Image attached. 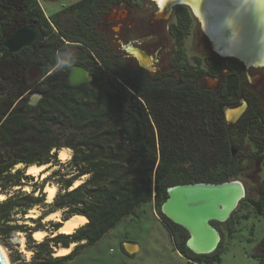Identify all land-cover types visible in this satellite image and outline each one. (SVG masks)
Instances as JSON below:
<instances>
[{
  "label": "trees",
  "instance_id": "1",
  "mask_svg": "<svg viewBox=\"0 0 264 264\" xmlns=\"http://www.w3.org/2000/svg\"><path fill=\"white\" fill-rule=\"evenodd\" d=\"M126 1L131 0H81L47 17L38 0H0V189L27 184V168L50 165L51 170L61 163L59 151L71 149L69 172L59 181L61 192L39 218L63 211L65 221L73 216L88 221L73 234L40 244L31 241V264H68L152 202L187 264L220 263L221 244L212 254H195L187 247V231L162 215L167 191L176 185L233 181L247 158V136L264 151V106L248 79L255 70L212 51L202 55L207 56L205 67L201 60L194 64L175 56L163 72L129 64L121 46L115 52L110 48L103 29L111 9ZM23 25L35 26L40 38L9 57L5 42ZM184 29L181 20L175 49L187 34ZM67 42L77 43V52L70 66L57 69V57L69 53ZM75 65L90 69L93 80L71 86L68 78ZM208 78L219 80L217 88H208ZM34 94L41 95L37 105L30 103ZM245 97L250 98L247 111L236 124H228L224 109ZM19 164L25 168L14 171ZM33 185L41 197H11L0 204L4 235L30 231L26 225L9 224L17 208L25 215L35 206H46L45 184ZM260 186L264 188V181ZM259 195V200H248L262 214L264 190ZM49 223L53 232L62 226ZM73 243L77 246L70 254L54 256L55 247Z\"/></svg>",
  "mask_w": 264,
  "mask_h": 264
},
{
  "label": "rangeland",
  "instance_id": "2",
  "mask_svg": "<svg viewBox=\"0 0 264 264\" xmlns=\"http://www.w3.org/2000/svg\"><path fill=\"white\" fill-rule=\"evenodd\" d=\"M79 1L81 0H38L47 17L55 16L57 13L67 8L69 5L75 4ZM132 4L139 6L140 9H144L145 15H149L151 12H157V8L149 1L133 0ZM120 8L126 10L127 6L123 5ZM149 17H152V15L150 14ZM127 18V13H124L123 17L114 16L112 13L110 17H108L107 21L110 20L112 22H116L117 24H122L124 21H127ZM160 18H164L165 20L163 21ZM152 20H155L157 22L156 25L158 26L157 28H152L153 30H151L150 33L156 32L162 35L169 33L165 30V26L173 23L174 33L172 34V36L174 39L172 41V45L174 44V42L176 43L178 38H180L179 35L175 32L176 26H180V21L185 20L187 31L186 29L184 30L187 34L183 37V42L181 43V45L176 48V52L174 53V55L175 57H180L182 61L183 59H186L188 62L194 64L197 62V60H201L202 67L206 66L207 56H202L205 51L201 50L202 48L204 49L203 46L205 45L206 41L204 40L202 35H199V38H196L199 39L200 44L198 47L194 46V41L196 40L195 32H198V30L200 29L198 22L196 21L188 7H175L174 11L169 13L167 18L159 17V15L156 16V14H154ZM158 22H160V25L158 24ZM127 23L129 24V21H127ZM103 29L104 33L110 34V32L107 31L108 24L104 26ZM115 30L116 32H118V27H116ZM121 33L123 34V31ZM141 35V32L139 33L135 31L133 34L131 33V37L125 38L128 41L132 40V42H130L131 44L135 43V39H140ZM132 36L135 38H132ZM112 45L113 46H111V49L114 50H116L119 46L115 43ZM140 45L141 46L134 44V47L142 48L147 52L152 53L153 50L146 46L145 43ZM164 58L165 57L163 56V59ZM128 60L130 61L129 64L136 66L135 63L131 61V59ZM37 76V74H33V77L37 78ZM249 79L253 82V84H259L260 82H262L260 85H262V88L264 89L263 75L250 72ZM59 130L60 134L62 135L64 133V130ZM261 142H264V140H262ZM244 143L245 146L249 147V151L247 153V158L244 160V167L242 168L241 175L234 178V180L242 182L246 187V197L240 202L238 208L232 214L231 218L227 222L218 223V226L216 227L222 235V241L220 249L221 262L215 264H260V262L256 260L253 254L258 251L259 253H263V248L261 247L260 242L264 240V212L262 214L257 212L256 209L251 205V201H249L248 199L255 198L256 200H259V193L260 191L262 192L264 190V188L260 186L264 181V151H261L259 146L254 145V140H252L248 136L245 138ZM70 151L72 152L73 156V151L71 149ZM70 160L67 162L61 161L60 164L54 166V169H51V173L44 180L42 178L37 179L33 176L27 175L25 171V175L29 176V179L26 181L27 184L25 183L23 186L12 187L8 190L0 189V193L6 195V198L1 201L0 204L9 200L11 197H16V199L25 195L41 197L43 194H41L39 191H34L35 189L33 187V184L36 182L40 185L45 184V187L48 184L57 185L58 193L61 192V185L59 184V181L62 180L61 174H66L69 172ZM24 167L25 166L22 164L20 168L16 167L14 171L19 169L23 170ZM58 171H60V173L58 175H55V172ZM86 179L87 177H84L83 182ZM25 186L30 187V192L24 189ZM43 193L45 195L44 203L46 206H35L41 209L40 216H42L45 211L51 209L52 206V204H48L46 202L45 188L43 190ZM30 210H27L26 214L24 215L22 213V209L19 210L17 208L16 211L12 214V221L9 223L11 226H22L28 224L27 221H30L33 223V225H26L30 228L29 232L26 231V229L13 230L9 235H4L5 233H3L2 231L0 232V243L4 247H6L12 264H31L35 254V249L30 248V243L32 244L31 241H34L36 244L42 243L36 241L33 238V231L36 229V227L42 226V229H47L49 233V236H47V238H51L59 234H65H58L56 232H53L51 228L52 224L49 223L50 220L45 222V217L44 219L26 217ZM60 218H62L61 221H54V223H60L63 225V221H65L63 211H61ZM60 228H62V226L59 227V230ZM7 230V228L3 229V231ZM30 236L31 239H29ZM23 237L25 238L26 249L33 252L30 258H28L26 253H24L22 250L21 239ZM125 240L135 241L138 245H140V251L138 253H135L134 255L126 254L122 248V241ZM84 243L85 242H83L82 244ZM56 251L54 250V253ZM78 257L79 260H77V262L74 264H187V261L184 259V257H182V255H180L176 251L171 234L169 233L164 223L161 221L160 215L155 208L154 202L145 204L138 208L134 214L129 215L122 222H120L96 245L82 250L75 258Z\"/></svg>",
  "mask_w": 264,
  "mask_h": 264
},
{
  "label": "water",
  "instance_id": "3",
  "mask_svg": "<svg viewBox=\"0 0 264 264\" xmlns=\"http://www.w3.org/2000/svg\"><path fill=\"white\" fill-rule=\"evenodd\" d=\"M158 9L159 4L155 0ZM177 6L189 7L198 19L200 27L209 40L213 51L222 58H233L241 62L246 68H264V65L246 63L244 59L236 55L223 56L213 47V43L206 34L200 17L196 14L190 3H177L171 6V11ZM160 13V12H159ZM158 13V15H159ZM40 32L33 25H23L17 28L14 34L5 42V47L9 51V57L19 52L25 47L31 46L39 40ZM129 52L138 58L140 67L143 69L151 68L154 64L153 58L138 48L132 47ZM93 80L91 72L80 65L74 66L69 73V84L73 87L90 83ZM41 95L34 94L30 103L37 105ZM242 105L235 108H227V111H236ZM245 113V111H244ZM243 113V114H244ZM25 168V167H24ZM27 170V169H26ZM25 170V171H26ZM38 176L39 179H46L48 176ZM168 198L161 207V213L173 224L180 226L189 234L187 247L195 254L209 255L214 253L220 246L222 235L213 225L214 222H227L238 208L240 202L246 197V187L242 182L233 180L224 183H193L170 187L167 191ZM28 225V224H26ZM40 230V229H39ZM34 230L33 232H35ZM56 247L54 250L56 251ZM125 250L129 254H134L138 246L127 243ZM54 254V253H53ZM0 264H7V261L0 250Z\"/></svg>",
  "mask_w": 264,
  "mask_h": 264
},
{
  "label": "bare ground",
  "instance_id": "4",
  "mask_svg": "<svg viewBox=\"0 0 264 264\" xmlns=\"http://www.w3.org/2000/svg\"><path fill=\"white\" fill-rule=\"evenodd\" d=\"M164 7L168 3V14L171 6L177 3H190L196 14L200 17L203 28L213 43V47L223 56L236 55L246 61V63H254L264 65V0H155ZM174 3V4H173ZM171 4V6H170ZM173 4V5H172ZM162 12L160 8V13ZM246 106L243 104L236 111H227V119L233 124L236 123L243 115ZM59 159L67 162L72 159V152L63 148L59 151ZM19 164L17 168H20ZM50 165H33L27 168L26 174L37 179L44 173L43 177L48 176L52 170L48 168ZM54 167V166H53ZM54 169V168H53ZM83 179L76 180L74 187L79 186ZM73 187V188H74ZM26 191L30 192V187L25 186ZM57 185L48 184L45 187L46 202L52 204L57 196ZM8 196V195H7ZM6 198V195L0 193V202ZM41 209L39 207L32 208L26 217L39 218ZM61 211L49 214L44 221L48 220L61 221ZM84 216H73L69 220L63 221L62 228L56 233L73 234L77 228L87 224ZM33 225L32 222L27 221ZM24 235V234H22ZM49 236L47 229L36 230L33 238L38 242H43ZM53 236V235H52ZM25 237V236H24ZM21 239L22 250L28 258L33 254L32 251L25 247V238ZM77 243H73L69 248H58L54 256H63L71 252ZM0 250L3 253L7 264H12L8 251L0 243Z\"/></svg>",
  "mask_w": 264,
  "mask_h": 264
},
{
  "label": "flooded vegetation",
  "instance_id": "5",
  "mask_svg": "<svg viewBox=\"0 0 264 264\" xmlns=\"http://www.w3.org/2000/svg\"><path fill=\"white\" fill-rule=\"evenodd\" d=\"M132 1L133 0H131L129 2L126 1V2H123V3H120L116 6H114L108 15V17H110V15L113 13L114 16L123 17L124 13H127V17H128L127 21H129V24L127 23V21H124L122 24H120V23L117 24L116 22H112L110 20L107 21L108 20V17H107V20H106L107 24H108V30L107 31L110 32V34H111V35L108 34V37L110 38V41H109L110 46H113L112 44H114V43L121 46L120 47L121 51H123V53L126 54L125 55L126 58L131 59V61L134 62L137 67L143 69L142 67H140V62H139L138 58L135 57L134 55H132L129 52V50H130V48L134 47V44L141 46L140 44L145 43L146 46H148L150 49L153 50L152 53H149L142 48L135 47V48L140 49L141 51L146 53L148 56L153 58L154 64L152 65V67L144 69V70H146L150 73H155L157 71L163 72L166 70V67L168 68L169 61L175 56L174 53L176 52L175 42L172 45V41L174 39L172 36V34L174 33V25H173V23H171V24H168L167 26H165V30L168 31L169 33H166L163 35L158 34L156 32L150 33V31L153 30L152 28H157V26H158V25H156L157 22L155 20H152V17L154 14H156V16H157L158 13L160 12V10L158 9L155 2H153L151 0H145V1H149L152 5H154L157 8V12L156 13L151 12L150 14L152 15V17H149L150 14L145 15L144 14L145 10L140 9L139 6H137V5H133ZM123 5L127 6L126 10H123L122 8H120ZM170 6H171V4H170ZM159 7L162 10V12L159 13V17H166L167 18L169 15V12H168V14H164V13L168 11L167 10L169 8L168 3H166L164 7L160 6V4H159ZM177 7H182V6H177ZM189 10L191 11L190 8H189ZM173 11H174V9H173ZM191 13H192V11H191ZM192 15L194 16L193 13H192ZM194 18L196 19V21L199 24L198 19L195 16H194ZM160 19L163 21L165 20L164 18H160ZM158 24L160 25V22H158ZM116 27H118V32H116V30H115ZM199 29L200 30H198V32H195V38L196 37L199 38V35H202L204 40L206 41L205 45L203 46L204 49L203 48L201 49L202 51H205L202 55H204L205 53H208L209 51L214 52L209 40L204 35V33L200 27V24H199ZM122 31H123V34L121 33ZM135 31H137L139 33L141 32L142 35H141L140 39H135V41H134L135 43L130 44V42H132V40L128 41L125 37H131V33L133 34ZM196 33H197V35H196ZM126 34H127V36H126ZM142 36H143V39H142ZM132 38H135V37L132 36ZM198 38H196V40L194 41V46H196V47H198L200 44ZM67 44L70 45L69 54L72 55L73 53L77 52L76 46H75L77 43L67 42ZM118 47H117V49H118ZM112 50H113V52H115L114 49H112ZM163 56L165 57L164 59H163ZM94 58H95V61L97 62L98 61L97 57L94 56ZM80 66H82V65H80ZM83 67H85V66H83ZM246 69L247 70L253 69V70H255L254 74H259V75L264 76V68H249V69L246 68ZM88 70L91 72L90 69H88ZM224 73H226V71H224ZM91 74H92V72H91ZM92 76H93V74H92ZM248 79H249V72H248ZM249 81H251V80L249 79ZM261 83L262 82H260L259 84H255V83L253 84V82H252V84L256 88V93H255L256 96L255 97H258L262 103V106H264V93H263L264 89L262 88V85H260ZM218 84H219L218 79L208 78V88L209 89L217 88ZM243 104L246 106V108H245V112H246L247 108L250 106V98H246V97L242 98L241 100L238 101V103L233 108L238 107V106L243 105ZM227 108H230V107H226L224 109L225 120L227 121L228 124L234 125L241 119V117L244 114L239 118V120L236 123L231 124L226 117ZM126 244L122 245L124 252H127L125 250ZM260 245L263 248V253H259V251H258L253 255L255 256L256 260L260 262V264H264V240L260 242ZM127 254H128V252H127Z\"/></svg>",
  "mask_w": 264,
  "mask_h": 264
},
{
  "label": "clouds",
  "instance_id": "6",
  "mask_svg": "<svg viewBox=\"0 0 264 264\" xmlns=\"http://www.w3.org/2000/svg\"><path fill=\"white\" fill-rule=\"evenodd\" d=\"M73 59H74V57L69 53L61 54L60 56L57 57V62H56L55 67L57 69H62L64 67H68L71 65Z\"/></svg>",
  "mask_w": 264,
  "mask_h": 264
},
{
  "label": "crops",
  "instance_id": "7",
  "mask_svg": "<svg viewBox=\"0 0 264 264\" xmlns=\"http://www.w3.org/2000/svg\"><path fill=\"white\" fill-rule=\"evenodd\" d=\"M70 150V149H69ZM86 218V217H85ZM87 219V218H86ZM51 221V220H50ZM53 221V220H52ZM123 243L124 244H126V243H133V244H136L137 246H138V250L135 252V253H138L139 251H140V245H138L135 241H133V240H131V241H127V240H125V241H122V245H123ZM75 247H73L72 249H71V252L73 251V249H74ZM122 248H123V246H122ZM123 251H124V249H123ZM177 251V250H176ZM71 252H69L68 254H70ZM178 252V251H177ZM126 254H127V252H125ZM134 253V254H135ZM179 253V252H178ZM68 254H66V255H68ZM134 254H129L128 253V255H134ZM180 254V253H179ZM65 255V256H66ZM181 255V254H180ZM81 256V255H80ZM183 257V256H182ZM184 259L188 262V260L184 257ZM77 260H79V257L78 258H75V259H73L72 261H70L68 264H74V263H76L77 262ZM186 262V263H187Z\"/></svg>",
  "mask_w": 264,
  "mask_h": 264
}]
</instances>
